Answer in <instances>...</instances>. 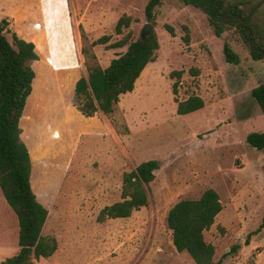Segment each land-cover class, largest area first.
<instances>
[{
  "label": "rangeland",
  "instance_id": "374dc122",
  "mask_svg": "<svg viewBox=\"0 0 264 264\" xmlns=\"http://www.w3.org/2000/svg\"><path fill=\"white\" fill-rule=\"evenodd\" d=\"M147 1L0 0L8 39L17 33L41 54L33 63L37 79L21 127L23 141L44 167L35 192L50 210L44 235L56 237L58 249L34 264H195L176 249L167 215L178 201L208 188L218 191L223 205L205 231L216 247L214 262L264 264V227L246 243L264 219V149L247 142L250 132H264V112L251 94L264 84V60H253L234 31L218 37L201 10L163 0L153 27L157 59L135 89L121 96L111 116L88 118L74 104L75 84L88 76L82 34L107 67L127 49L111 44L128 33L141 36ZM124 14L132 22L118 34ZM257 21L264 26V4ZM103 36L110 39L94 44ZM225 40L239 64L227 62ZM192 95L205 106L179 115L178 101ZM149 159L159 160L160 168L147 206L128 218L100 221L101 211L121 200L124 173ZM3 213L0 203V263L19 251Z\"/></svg>",
  "mask_w": 264,
  "mask_h": 264
},
{
  "label": "trees",
  "instance_id": "16d2710c",
  "mask_svg": "<svg viewBox=\"0 0 264 264\" xmlns=\"http://www.w3.org/2000/svg\"><path fill=\"white\" fill-rule=\"evenodd\" d=\"M163 0H148L145 6L147 22L156 25V8ZM184 5L201 10L218 37L234 31L248 48L253 60H264V26L257 21L264 0H181ZM130 15H122L116 25L118 34L129 28ZM175 35L174 27L165 25ZM9 21L0 20V203L4 205L5 229L12 234L17 254L0 264H34L42 258H49L58 249L54 236H45L44 228L50 210L35 192V184L42 178L43 164L32 157L22 138L21 119L27 110L28 101L34 91L37 72L33 63L40 60L36 44L13 33V41L5 34ZM83 36V54L86 57L88 76L82 75L75 84L74 104L86 117L98 112L111 116L121 96L135 89L136 82L146 66L156 61L160 42L155 28L146 35L133 39L128 33L110 47H127L124 53L102 67L97 55ZM110 36H103L94 44L104 43ZM188 42V36L185 37ZM224 54L228 63L239 64L240 56L229 41L225 40ZM181 72H173L172 75ZM178 83L173 84L177 93ZM252 97L264 112V84L252 89ZM205 106L198 95L178 101L177 113L186 115ZM247 142L259 150L264 149V132H250ZM160 168L157 159L141 162L134 170L125 172L122 182L121 200L106 206L99 215L106 219L128 218L134 211L147 206L148 190ZM223 209L220 194L214 188L206 189L195 199H182L169 210L168 228L172 230L173 243L179 252H188L195 264H220L214 262L216 247L205 239V231L211 229ZM261 226L249 233L246 243L258 234ZM220 228V226H219ZM235 250V249H234Z\"/></svg>",
  "mask_w": 264,
  "mask_h": 264
},
{
  "label": "water",
  "instance_id": "95a60500",
  "mask_svg": "<svg viewBox=\"0 0 264 264\" xmlns=\"http://www.w3.org/2000/svg\"><path fill=\"white\" fill-rule=\"evenodd\" d=\"M153 27L154 26L151 23L147 22L144 25L143 29H142V33H141L142 38H145L146 35L151 32V30L153 29Z\"/></svg>",
  "mask_w": 264,
  "mask_h": 264
},
{
  "label": "crops",
  "instance_id": "0c3cea01",
  "mask_svg": "<svg viewBox=\"0 0 264 264\" xmlns=\"http://www.w3.org/2000/svg\"><path fill=\"white\" fill-rule=\"evenodd\" d=\"M142 33V32H141ZM19 35V34H18ZM20 36V35H19ZM20 37H22V36H20ZM142 37V36H141ZM23 38V37H22ZM25 39V38H24ZM27 41H30V40H28V39H26ZM36 49H37V51L39 52V50H38V48H37V45H36ZM39 54H40V52H39ZM40 58H41V54H40ZM147 67V66H146ZM145 70V69H144ZM143 73V72H142ZM88 118H90V117H88ZM22 120H23V117H22V119H21V124H22ZM29 148V147H28ZM29 150H30V152H31V155H32V157L33 158H35L34 157V155H33V153H32V151H31V149L29 148ZM36 159V158H35Z\"/></svg>",
  "mask_w": 264,
  "mask_h": 264
}]
</instances>
